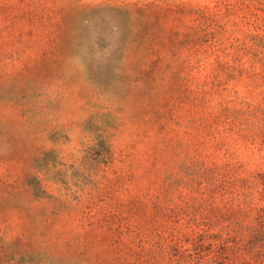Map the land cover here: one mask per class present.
I'll list each match as a JSON object with an SVG mask.
<instances>
[{"label":"rangeland","instance_id":"rangeland-1","mask_svg":"<svg viewBox=\"0 0 264 264\" xmlns=\"http://www.w3.org/2000/svg\"><path fill=\"white\" fill-rule=\"evenodd\" d=\"M0 264H264V0H0Z\"/></svg>","mask_w":264,"mask_h":264}]
</instances>
